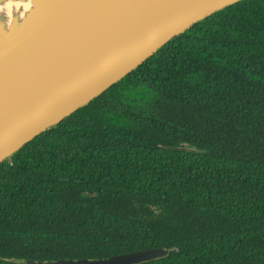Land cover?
I'll use <instances>...</instances> for the list:
<instances>
[{
	"label": "trees",
	"instance_id": "trees-1",
	"mask_svg": "<svg viewBox=\"0 0 264 264\" xmlns=\"http://www.w3.org/2000/svg\"><path fill=\"white\" fill-rule=\"evenodd\" d=\"M155 247L137 264H264V0L194 23L0 162V264Z\"/></svg>",
	"mask_w": 264,
	"mask_h": 264
},
{
	"label": "water",
	"instance_id": "water-1",
	"mask_svg": "<svg viewBox=\"0 0 264 264\" xmlns=\"http://www.w3.org/2000/svg\"><path fill=\"white\" fill-rule=\"evenodd\" d=\"M4 1V0H0ZM0 24V162L85 106L169 40L241 0H29ZM155 247L28 264H137Z\"/></svg>",
	"mask_w": 264,
	"mask_h": 264
},
{
	"label": "bare ground",
	"instance_id": "bare-ground-1",
	"mask_svg": "<svg viewBox=\"0 0 264 264\" xmlns=\"http://www.w3.org/2000/svg\"><path fill=\"white\" fill-rule=\"evenodd\" d=\"M31 7L29 0H4L0 2V24L6 30L11 19L16 17L18 21L25 16L27 10Z\"/></svg>",
	"mask_w": 264,
	"mask_h": 264
},
{
	"label": "rangeland",
	"instance_id": "rangeland-1",
	"mask_svg": "<svg viewBox=\"0 0 264 264\" xmlns=\"http://www.w3.org/2000/svg\"><path fill=\"white\" fill-rule=\"evenodd\" d=\"M122 120V119H121Z\"/></svg>",
	"mask_w": 264,
	"mask_h": 264
}]
</instances>
